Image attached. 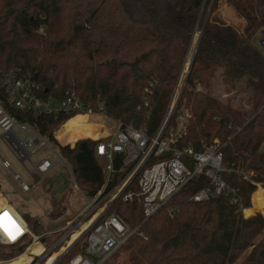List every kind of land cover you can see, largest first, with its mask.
<instances>
[{
    "label": "trees",
    "instance_id": "1",
    "mask_svg": "<svg viewBox=\"0 0 264 264\" xmlns=\"http://www.w3.org/2000/svg\"><path fill=\"white\" fill-rule=\"evenodd\" d=\"M219 1H211L205 21L207 0H0V72L30 76L46 98L62 100L74 91L85 106L102 104L107 117L150 135L166 115L201 27L170 126L176 127L182 109H187L190 118L181 146L201 151L215 140L224 144V165L232 172L223 179L237 190V198L191 202V196L208 187V180L200 177L145 223L139 202H115L111 210L131 228L139 227L121 249L128 252L127 264H264V216L245 218L240 211L241 205L250 207L257 188L236 172L251 169L253 181L264 184V56L253 41L264 26V0H222L221 7L226 3L244 20L241 30L212 22ZM216 77L233 90L244 82L250 110L215 98ZM0 103L59 149L84 193L92 196L100 189L103 163L95 156L96 142L81 139L71 147L53 136L64 124L60 140L93 137L94 130L84 127L85 117L20 111L1 85ZM51 189L45 185L47 193ZM253 203L264 213L261 190ZM4 205L2 198L0 208ZM171 208L178 213L171 214ZM27 219L31 231L40 235L39 223ZM87 235L68 251L66 260L85 254ZM29 242L0 245V261L21 255ZM42 249L37 243L18 259L0 264H29L30 255Z\"/></svg>",
    "mask_w": 264,
    "mask_h": 264
},
{
    "label": "built area",
    "instance_id": "2",
    "mask_svg": "<svg viewBox=\"0 0 264 264\" xmlns=\"http://www.w3.org/2000/svg\"><path fill=\"white\" fill-rule=\"evenodd\" d=\"M199 31L198 36L201 35V30ZM260 33L258 48L264 56V26ZM185 81L186 74L183 79L181 75L165 117L155 133L150 135L144 128H135L107 117L102 104L95 109L85 106L74 91L67 92L62 100L46 98L41 94L40 85L30 76L19 75L17 71L0 72V85L4 88L9 103L16 109L35 115L65 114L86 117L84 123L95 126L94 137L84 136L75 140L67 137L65 145L74 146L75 142L81 139L96 142L95 156L103 163L104 175L100 189L92 196L86 194L87 206L70 223L71 225L77 222V226L69 234H62L55 240L51 250L44 245L46 243L44 239L48 236L32 232L28 224L6 204L0 208V244L18 245L30 241L23 254L35 244H41L43 249L30 255L29 264H48L53 257L55 259L51 264H108L129 238L139 230V227L131 228L117 212L111 210L115 202H139L143 213L142 223H145L162 210L186 185L200 177L208 180V187L191 196V202L201 203L211 197L221 196L236 199L237 190L231 188L223 179V174L232 172L224 165V144L215 140L204 144L201 151H197L191 145L181 146V137L190 118L187 109H182L178 125L170 126ZM89 119L103 121L89 123ZM63 125L53 134L61 145L58 133ZM0 139L22 165L31 167L29 173L37 182L61 166L69 168L72 174L59 149L49 139L41 136L33 125L19 123L1 103ZM46 149L48 155L34 162V157ZM262 152L264 154V145ZM3 165L11 170L7 161L3 160ZM236 172L255 184L257 188L255 193L261 190L264 195V184L253 181V170L244 168ZM15 177L19 178L17 174ZM22 187L26 191L30 189V186L24 183ZM254 194L250 207L240 206L241 214L245 218L255 214L264 216L262 211L255 210ZM178 211L176 208L170 210L171 214H177ZM88 222L89 226L83 229ZM75 231L81 233L70 243V236ZM87 233L85 254L79 253L66 260L68 251Z\"/></svg>",
    "mask_w": 264,
    "mask_h": 264
},
{
    "label": "rangeland",
    "instance_id": "3",
    "mask_svg": "<svg viewBox=\"0 0 264 264\" xmlns=\"http://www.w3.org/2000/svg\"><path fill=\"white\" fill-rule=\"evenodd\" d=\"M211 1L212 0H207L205 13L203 14L204 20H206L208 11H210ZM221 2L222 0L219 1V7L215 15L223 19L227 24L242 28L245 25L244 20L237 17L226 3H223L221 7ZM199 30H201V27ZM199 30L192 41L188 59L183 67L182 79L186 74L188 62L194 53L196 41L200 37L198 36V33H200ZM260 37L261 33L259 32L253 38L257 46ZM249 94V89L244 82L238 83L236 89L233 90L230 87L224 86L219 77H216L212 89V95L215 98L223 102L230 100L233 105L243 107L245 110H250L248 104ZM98 121L102 122L103 119H89V123H96ZM58 128L55 131H58ZM0 155V191L8 200L12 198V206L25 222L28 221L27 218H31L39 223L38 234L57 231L65 225L67 220L74 218L87 206L88 201L86 194L77 186L73 174L70 173L69 168H66V166L57 168L47 177L35 183L34 178L29 173L31 172V167L29 165H22L1 139ZM47 155L48 149L36 155L33 160L34 162H38L41 157L44 158ZM3 160L9 163L11 170L4 167ZM67 165L70 167L68 163ZM14 173L18 175L19 179L15 178ZM53 173L54 175L51 176ZM21 182L27 185L34 184V186L30 191L25 192L22 189ZM45 185L52 186L51 193L46 192ZM57 214L59 215L54 216ZM76 226L77 222L72 223L65 228L63 234H69ZM54 238H56V236ZM54 238L50 236L46 239V243L44 241V245L47 249L50 248L51 250L54 241L59 239L58 237L56 239ZM19 256L16 255L12 259L2 260L0 262L11 261ZM127 257L128 252L123 249L109 263L127 264Z\"/></svg>",
    "mask_w": 264,
    "mask_h": 264
},
{
    "label": "crops",
    "instance_id": "4",
    "mask_svg": "<svg viewBox=\"0 0 264 264\" xmlns=\"http://www.w3.org/2000/svg\"><path fill=\"white\" fill-rule=\"evenodd\" d=\"M230 25V24H229ZM232 26H234V25H232ZM235 27V26H234ZM236 28H238V27H236ZM239 29V28H238ZM239 30H241V29H239ZM61 142H62V145H64L65 143H67V137L66 138H64L63 140H61ZM63 142H65V143H63ZM42 159V157L39 159V160H41ZM55 171V170H54ZM53 172V171H52ZM51 172V173H52ZM54 175V173L51 175V176H53ZM14 176H15V174H14ZM16 178V177H15ZM17 179H19V178H17ZM35 180V179H34ZM37 181H35V183H36ZM22 183L23 182H21V185H22ZM25 184V183H24ZM27 185V184H26ZM28 186H30V189L28 190V191H30L31 190V188L34 186V184L33 185H28ZM22 189H23V187H22ZM80 190V189H79ZM23 191H25V192H28V191H26V190H24L23 189ZM51 191H52V189H51ZM51 193V192H50ZM86 194V193H85ZM0 198L2 199H4V201H5V204L6 205H8V207L9 208H11L18 216H20L18 213H17V211H16V209L12 206V198H10V200H8L7 198H5V196L3 195V193L0 191ZM59 214H57V215H54V216H58ZM75 218V217H74ZM74 218H72V219H70V220H67L66 221V223H65V225L63 226V227H61L60 229H58L57 231H54V232H48V233H46V234H40V235H46V236H48V237H55V236H57V235H62L63 234V232L65 231V228L66 227H68L69 225H70V223L74 220ZM27 223V222H26ZM62 233V234H61ZM47 237V238H48ZM46 238V239H47ZM59 238V237H58ZM57 240V239H56ZM45 241V240H44Z\"/></svg>",
    "mask_w": 264,
    "mask_h": 264
},
{
    "label": "water",
    "instance_id": "5",
    "mask_svg": "<svg viewBox=\"0 0 264 264\" xmlns=\"http://www.w3.org/2000/svg\"><path fill=\"white\" fill-rule=\"evenodd\" d=\"M208 19V15H207V18H206V20ZM205 20V21H206ZM212 22H214V23H217V24H220V25H226L227 23L223 20V19H221L220 17H218L217 15H213L212 16ZM239 28V27H238ZM240 29V28H239ZM201 36V35H200ZM199 39H200V37L198 38V40L196 41V44H195V49H194V53L192 54V57H191V59L189 60V62H188V66H187V70H186V78H187V75H188V73H189V70H190V68H191V65H192V62H193V58H194V55H195V51H196V48H197V45H198V42H199ZM73 146V145H72ZM74 147V146H73Z\"/></svg>",
    "mask_w": 264,
    "mask_h": 264
},
{
    "label": "bare ground",
    "instance_id": "6",
    "mask_svg": "<svg viewBox=\"0 0 264 264\" xmlns=\"http://www.w3.org/2000/svg\"><path fill=\"white\" fill-rule=\"evenodd\" d=\"M80 116V115H79ZM84 117V116H83ZM85 120H86V117H85V119L83 120V122H85ZM84 127L85 128H88V129H93L94 130V128H95V126L93 127L92 125H87V124H85L84 123ZM90 137V136H89ZM93 137H94V135H93ZM89 222L88 223H86L84 226H83V229H85V228H87L88 226H89ZM80 231H75V232H73L72 233V235L70 236V243H72L73 241H75L78 237H79V235H80ZM54 259H55V257H53V258H51L50 260H49V262H48V264H51L53 261H54Z\"/></svg>",
    "mask_w": 264,
    "mask_h": 264
},
{
    "label": "snow or ice",
    "instance_id": "7",
    "mask_svg": "<svg viewBox=\"0 0 264 264\" xmlns=\"http://www.w3.org/2000/svg\"><path fill=\"white\" fill-rule=\"evenodd\" d=\"M7 231V229H5ZM18 231V230H17ZM11 234V233H10ZM14 238V237H13Z\"/></svg>",
    "mask_w": 264,
    "mask_h": 264
}]
</instances>
